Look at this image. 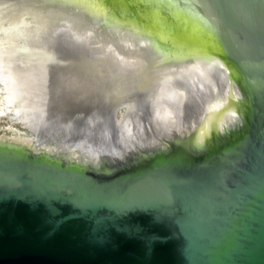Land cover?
Returning a JSON list of instances; mask_svg holds the SVG:
<instances>
[{
	"label": "water",
	"instance_id": "obj_1",
	"mask_svg": "<svg viewBox=\"0 0 264 264\" xmlns=\"http://www.w3.org/2000/svg\"><path fill=\"white\" fill-rule=\"evenodd\" d=\"M0 264H264V0H0Z\"/></svg>",
	"mask_w": 264,
	"mask_h": 264
}]
</instances>
